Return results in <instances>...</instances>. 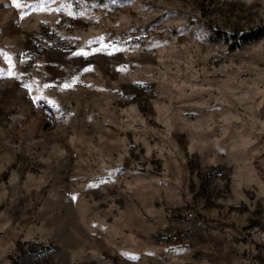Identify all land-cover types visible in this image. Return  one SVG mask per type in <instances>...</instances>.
Returning <instances> with one entry per match:
<instances>
[{
	"label": "rangeland",
	"instance_id": "obj_1",
	"mask_svg": "<svg viewBox=\"0 0 264 264\" xmlns=\"http://www.w3.org/2000/svg\"><path fill=\"white\" fill-rule=\"evenodd\" d=\"M263 23L264 0H0V264H264V38L210 40Z\"/></svg>",
	"mask_w": 264,
	"mask_h": 264
},
{
	"label": "trees",
	"instance_id": "obj_2",
	"mask_svg": "<svg viewBox=\"0 0 264 264\" xmlns=\"http://www.w3.org/2000/svg\"><path fill=\"white\" fill-rule=\"evenodd\" d=\"M210 36L212 42H221L227 45L228 51H236L248 44L263 39L264 23L245 30L219 31L213 29L210 31Z\"/></svg>",
	"mask_w": 264,
	"mask_h": 264
},
{
	"label": "built area",
	"instance_id": "obj_3",
	"mask_svg": "<svg viewBox=\"0 0 264 264\" xmlns=\"http://www.w3.org/2000/svg\"><path fill=\"white\" fill-rule=\"evenodd\" d=\"M181 236L180 233H167L165 235V238L170 241V242H175L176 240L179 239V237Z\"/></svg>",
	"mask_w": 264,
	"mask_h": 264
},
{
	"label": "snow or ice",
	"instance_id": "obj_4",
	"mask_svg": "<svg viewBox=\"0 0 264 264\" xmlns=\"http://www.w3.org/2000/svg\"><path fill=\"white\" fill-rule=\"evenodd\" d=\"M17 7H19V5L17 4Z\"/></svg>",
	"mask_w": 264,
	"mask_h": 264
}]
</instances>
